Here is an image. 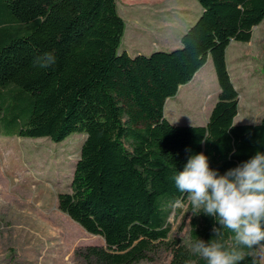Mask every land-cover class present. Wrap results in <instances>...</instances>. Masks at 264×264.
<instances>
[{
	"label": "trees",
	"instance_id": "trees-1",
	"mask_svg": "<svg viewBox=\"0 0 264 264\" xmlns=\"http://www.w3.org/2000/svg\"><path fill=\"white\" fill-rule=\"evenodd\" d=\"M202 12L171 50L131 55L120 46L127 24L118 0H0V136L62 142L85 133L71 191L58 206L105 245L76 250L86 264H138L162 250L169 264H206L191 247L216 239L215 219L193 215L175 186L190 156L204 153L223 175L264 152V116L235 123L239 92L227 63L233 40L248 42L264 20V0H198ZM52 53L42 68L37 57ZM212 58L220 86L205 125L174 124L169 97ZM190 215L189 246L170 237L169 220ZM230 245V233L221 230ZM243 249L242 264H262Z\"/></svg>",
	"mask_w": 264,
	"mask_h": 264
},
{
	"label": "rangeland",
	"instance_id": "rangeland-1",
	"mask_svg": "<svg viewBox=\"0 0 264 264\" xmlns=\"http://www.w3.org/2000/svg\"><path fill=\"white\" fill-rule=\"evenodd\" d=\"M127 28L120 49L131 55L149 54L164 41L179 40L202 12L198 0H118ZM160 46V47H158ZM158 47V48H157ZM137 48V51L134 49ZM231 78L239 92L235 123H258L264 116V20L253 28L248 42L233 40L227 48ZM220 86L212 58L199 75L167 99L165 116L174 124L202 125L218 100ZM85 133L75 132L62 142L49 137L0 136V264H86L76 250L105 245L58 206V193L71 191ZM174 213L170 237L191 246L187 205ZM256 255L264 264V250ZM171 252L162 250L154 261L169 264Z\"/></svg>",
	"mask_w": 264,
	"mask_h": 264
},
{
	"label": "clouds",
	"instance_id": "clouds-1",
	"mask_svg": "<svg viewBox=\"0 0 264 264\" xmlns=\"http://www.w3.org/2000/svg\"><path fill=\"white\" fill-rule=\"evenodd\" d=\"M55 63L52 53L35 61L42 68ZM174 181L178 191L186 194L193 215L203 212L219 225L212 229L216 239L193 243L191 251L195 256L206 264H242L243 249L264 250V152L257 151L223 175L210 168L204 153L194 154ZM173 206L183 207L184 201L177 199ZM222 229L231 234L230 245Z\"/></svg>",
	"mask_w": 264,
	"mask_h": 264
},
{
	"label": "crops",
	"instance_id": "crops-1",
	"mask_svg": "<svg viewBox=\"0 0 264 264\" xmlns=\"http://www.w3.org/2000/svg\"><path fill=\"white\" fill-rule=\"evenodd\" d=\"M125 33H126V32H125ZM181 36H182V34H181ZM181 36H180L179 40L176 41V43H175L174 41H171V40L168 42V41H166V39H165V41H164V45L162 44L161 46H162V47H167L168 44L170 45L171 43H174L173 45H170L169 47H170V48H174L175 46L178 47V46L181 45ZM158 47H160V46H158ZM158 47H157V48H158ZM154 49H155V48L153 47L152 50H154ZM125 50L129 52L128 49H125ZM134 50L137 51V48L134 49ZM152 50H151V52H153ZM151 52H150V53H151ZM129 53H130V52H129ZM137 53H141V52L137 51L136 54H137ZM198 75H199V71L195 74V76H198ZM195 76H194V79H195ZM213 107H214V106H213ZM212 109H213V108H212ZM211 111H212V110H211ZM209 117H210V115L207 117L208 120H209ZM207 122H208V121H207ZM207 122H206V123H207ZM206 123H204V124H202V125H205Z\"/></svg>",
	"mask_w": 264,
	"mask_h": 264
}]
</instances>
